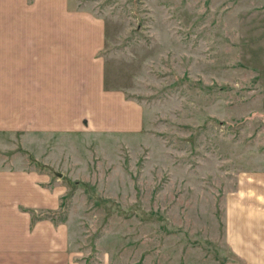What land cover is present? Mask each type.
<instances>
[{
    "label": "rangeland",
    "instance_id": "rangeland-1",
    "mask_svg": "<svg viewBox=\"0 0 264 264\" xmlns=\"http://www.w3.org/2000/svg\"><path fill=\"white\" fill-rule=\"evenodd\" d=\"M68 7L103 29L106 86L137 104L142 128L34 140L0 133V167L60 181L57 219L91 262L251 264L236 255L254 256L250 228L236 222L254 205L228 201L242 179L264 173V0ZM243 187L254 191V181Z\"/></svg>",
    "mask_w": 264,
    "mask_h": 264
},
{
    "label": "crops",
    "instance_id": "crops-1",
    "mask_svg": "<svg viewBox=\"0 0 264 264\" xmlns=\"http://www.w3.org/2000/svg\"><path fill=\"white\" fill-rule=\"evenodd\" d=\"M70 11L78 10L68 0H0V133L34 140L141 130L137 104L106 86L103 29ZM34 170L0 167V264H109L107 255L81 257L57 219L65 188ZM251 180L254 191L243 187ZM235 194L231 209L254 205L236 222L250 228L254 256L236 255L264 264V173L242 179Z\"/></svg>",
    "mask_w": 264,
    "mask_h": 264
},
{
    "label": "trees",
    "instance_id": "trees-1",
    "mask_svg": "<svg viewBox=\"0 0 264 264\" xmlns=\"http://www.w3.org/2000/svg\"><path fill=\"white\" fill-rule=\"evenodd\" d=\"M60 207H61V206H60ZM48 213H49L48 215H51V214H52V211H49ZM45 214H46V213H45Z\"/></svg>",
    "mask_w": 264,
    "mask_h": 264
}]
</instances>
